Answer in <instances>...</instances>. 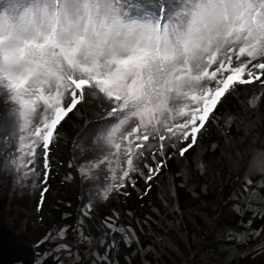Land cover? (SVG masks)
Listing matches in <instances>:
<instances>
[{
    "label": "rangeland",
    "instance_id": "1",
    "mask_svg": "<svg viewBox=\"0 0 264 264\" xmlns=\"http://www.w3.org/2000/svg\"><path fill=\"white\" fill-rule=\"evenodd\" d=\"M152 1L153 6H159L155 0ZM240 52L245 55L237 59L236 54ZM247 54L239 47L230 53L232 66L251 59ZM258 59L256 57L253 62L264 61ZM215 67H209V74ZM81 71L87 74L69 75L51 86L41 85L23 98L25 110L29 113V126L26 130L16 129L10 142L3 140L2 156L5 159L6 154L12 153L22 157L24 164L12 173L16 178L25 173L28 177L30 173L33 175L36 166L32 154L38 141V131L47 125L59 105L74 94L76 85L86 80L85 83L89 85L93 82L92 86H95L97 94L102 95V101L109 108L112 107L113 117L106 121L101 130H95V133L98 131V134H103L101 140L109 149V155L101 163L86 161L80 168L95 165L94 171H101L103 176L102 189L114 183L111 177L115 170L117 187H113V191L117 192H114L116 199L121 194L126 196L124 191L129 186L136 194H141L138 181H146L149 167L155 169L158 162L153 156L133 157L136 171L130 172V178H125L123 185L119 186L122 171L127 168V160L137 151L145 137H159L166 133L167 126L175 127L177 120L182 122L183 118L176 116V112L185 104L191 109L195 102L170 99L166 106L148 102L133 104L131 100L126 102L115 90V80L111 76L92 74L86 66H82ZM214 84L210 82L206 86L214 87ZM244 85L242 92L234 91L237 86L232 90L238 99L234 109L237 115L223 118L222 121L218 115L215 117V130L221 136L220 139L211 142L198 139L192 144L189 159L175 157L179 171L167 175L164 172L167 169L160 171L159 168L148 180L153 182L151 189L154 188L157 203L146 216L140 219L130 211L118 213L114 209L99 216L105 233L102 238L105 247L98 251L93 242L87 244V252L97 257V264H264V112L260 106L264 83L255 80ZM127 94L129 98L136 96L135 81L129 83ZM178 103L180 106L176 109ZM217 113L214 111L211 117ZM13 128V119L4 125L5 130L12 131ZM21 137H25L23 143ZM173 138H169V143ZM173 146L172 143L169 150L172 156L177 153V148ZM222 172L230 173L232 177L227 175L223 179ZM208 180L212 184L218 183L221 193L225 183L227 189L234 186L233 192L228 199L221 197L216 202L215 199L209 203L190 205L193 198L206 193ZM182 187L187 194L185 208L179 209L176 191ZM95 193L102 202L104 191ZM87 211L85 206L78 213L82 215ZM219 211L231 220V225L223 219L216 222ZM70 226L47 230L37 244L47 240L49 243L41 250L35 247L31 264H87V260L92 257L88 258L83 246L77 244L80 234Z\"/></svg>",
    "mask_w": 264,
    "mask_h": 264
},
{
    "label": "clouds",
    "instance_id": "2",
    "mask_svg": "<svg viewBox=\"0 0 264 264\" xmlns=\"http://www.w3.org/2000/svg\"><path fill=\"white\" fill-rule=\"evenodd\" d=\"M155 3L159 9L141 0H0V90L14 105L7 112L14 128H0V139L10 142L16 129L28 128L24 97L87 74L82 66L114 78L126 102L166 106L206 87L213 61L238 47L264 57V0ZM132 81L137 94L129 98ZM23 164L22 157L6 154L0 170L14 173ZM94 167L80 172L91 179Z\"/></svg>",
    "mask_w": 264,
    "mask_h": 264
},
{
    "label": "trees",
    "instance_id": "3",
    "mask_svg": "<svg viewBox=\"0 0 264 264\" xmlns=\"http://www.w3.org/2000/svg\"><path fill=\"white\" fill-rule=\"evenodd\" d=\"M141 3L145 7L159 9V6H153L152 0H141ZM258 58V61L264 60V57ZM242 78L248 79L247 76ZM260 80L264 83V76H261ZM85 81L76 85L74 94L69 97L67 102L59 105L47 125L41 128V130L50 132L53 121L58 116L61 117L57 127L53 130V137L50 139L47 152L42 149L43 134L38 135L34 154H32V161L36 166L34 174L30 173L28 177L25 173L24 176L16 178L12 173L0 170V264H31L35 247H40L39 250H41L49 243L47 240L41 242L40 245L37 244L45 232L63 226L70 228V225L80 234L77 244L83 246L88 258L92 257L89 261L87 260V264H97V257L92 252H87V244L93 242L98 251L104 249L105 243L102 238L105 233L99 219L103 212L110 213L111 209L118 213L130 211L142 219L152 206H156L154 188L151 189L153 182L140 180L137 185L142 191L141 194H136L134 189L129 186L124 191L126 196L121 194L119 199H116V194H114L117 192L112 190L101 202L96 198L95 193L103 190L101 171H93L91 179L81 174L80 165L82 163L86 161L101 163L109 155V149L105 146L106 144H103L101 134H98V131L95 133V130L99 128L101 130L106 121L113 117L110 110L112 107L109 108L108 104L102 101V95L97 94L95 86H92L93 82H90L89 85ZM252 81L255 82V79ZM236 86L237 88L234 90ZM244 88V83L239 82H234L230 86L228 92L222 96L209 114L204 126L196 134L195 142H192L191 136L187 140L173 138L174 140L169 143L167 135H165L164 141H161L158 136L153 138L149 135V140H143L142 143L144 144L143 157L151 158L153 156L161 165L160 171L167 169L164 171L167 175H174L176 171H179L175 157L189 159L192 144H195L198 139L209 142L220 139L221 136L215 130L214 120L217 119L215 117L218 115L222 121L223 118L236 116L237 111L234 109L238 99L233 95L232 90L239 93ZM77 101L79 102L77 103ZM12 105L8 99V93L2 91L0 93V128H4V125L11 120L7 112ZM260 106L264 112V89ZM72 107L74 109L71 111ZM214 111L218 113L211 117ZM62 113L64 116L61 115ZM2 142L3 140L0 139V166L3 165L4 160ZM172 143L173 147L177 148V153L173 156V153L169 151ZM189 144H191L190 148ZM161 145H163L162 148ZM181 149H186L183 155H181ZM161 150L163 151L162 156L160 155ZM227 175L232 177L230 173H221L223 179L228 177ZM68 177L70 178L68 179ZM218 186V183L212 184L211 180H208L206 193H201L193 198L190 205L195 206L200 202L209 203L215 199L216 202L221 197L228 199L234 186L227 189L225 183L224 193L220 192ZM185 194L187 192L183 187L177 188L176 204L179 209L185 208ZM85 206L88 208L87 213L79 214L78 212ZM221 213L223 212L219 211L216 215V222L223 219L227 221L228 225H231V220L222 216ZM242 262L244 261L242 260Z\"/></svg>",
    "mask_w": 264,
    "mask_h": 264
},
{
    "label": "snow or ice",
    "instance_id": "4",
    "mask_svg": "<svg viewBox=\"0 0 264 264\" xmlns=\"http://www.w3.org/2000/svg\"><path fill=\"white\" fill-rule=\"evenodd\" d=\"M237 59L240 56H244L243 52L237 53ZM247 57L251 58L248 61H241L238 66H232V56L229 54L219 60L213 61L212 65H216L215 70L211 71L209 74L208 69L206 70V85L210 82H215L214 87H204L201 90H198L192 93L191 95L186 94L185 98L189 102H195V105L189 109L188 105L185 104L183 108H181L178 112H176V116L183 118L182 122L179 120L176 121L175 127L167 126V130L165 134L159 136L161 141H164L165 135L169 138L175 137L177 139L187 140L189 136H191L192 142H195L196 134L200 131V129L204 126L209 114L213 111L215 106L221 100L222 96L228 92L230 86L233 85L234 82L250 83L253 79L260 80L261 76H264V62L253 63L256 59V56L251 53L247 54ZM211 65V66H212ZM247 76V80L242 77ZM79 101H77L78 103ZM74 107L71 108V111ZM62 116L63 113L61 114ZM61 120V117H57L55 121H53L52 130L50 132L46 130L38 131V135L43 134L44 139L42 141V149L47 152L49 148L50 139L53 137V130L57 127L58 122ZM198 122V123H197ZM145 140L148 141L149 137H145ZM143 146L144 144L139 145L137 151L130 155V158L127 160V168L122 171V176L119 179V186H122L125 178H130V172L136 171L134 167L133 157H143ZM163 145H161V148ZM191 147V144L188 145ZM186 149H181V155H183ZM160 155H163V151L161 150ZM160 163H157L156 168L152 169L149 167V175L146 177L147 180L152 179V175L154 172H158L160 168ZM47 167V164H45ZM113 186L103 193L104 198L106 199L108 193L113 190V187H117L115 181L117 180V176L115 174V170H113V175L111 177ZM134 184V182H133ZM111 227V225H109ZM122 231V229H121ZM63 235V233H61Z\"/></svg>",
    "mask_w": 264,
    "mask_h": 264
}]
</instances>
